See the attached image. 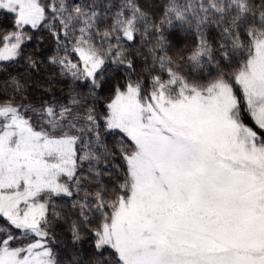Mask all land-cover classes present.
<instances>
[{
	"label": "snow or ice",
	"instance_id": "6c2138e0",
	"mask_svg": "<svg viewBox=\"0 0 264 264\" xmlns=\"http://www.w3.org/2000/svg\"><path fill=\"white\" fill-rule=\"evenodd\" d=\"M0 264H264V0H0Z\"/></svg>",
	"mask_w": 264,
	"mask_h": 264
}]
</instances>
